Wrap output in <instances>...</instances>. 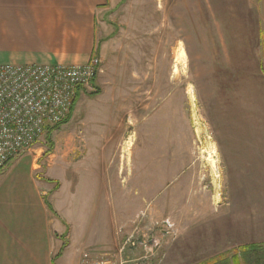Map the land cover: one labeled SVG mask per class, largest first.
Instances as JSON below:
<instances>
[{
	"label": "rangeland",
	"instance_id": "1",
	"mask_svg": "<svg viewBox=\"0 0 264 264\" xmlns=\"http://www.w3.org/2000/svg\"><path fill=\"white\" fill-rule=\"evenodd\" d=\"M175 3L106 0L97 11L91 60L100 68L91 87L78 93L69 121L8 163L37 158L42 172L35 177L53 178L63 168L91 170L92 155L104 158L114 190L86 234V246L101 249L85 251L80 264L97 254L124 264H264V243L231 239L252 225L227 219L234 209L223 207L227 174L219 152L231 129L225 98L240 77L264 68L263 44L249 32L256 0H199L200 40L185 31L183 44L179 27L162 15L174 16ZM79 190L70 195L64 186L60 195L75 234L80 211L81 220L92 219Z\"/></svg>",
	"mask_w": 264,
	"mask_h": 264
},
{
	"label": "crops",
	"instance_id": "2",
	"mask_svg": "<svg viewBox=\"0 0 264 264\" xmlns=\"http://www.w3.org/2000/svg\"><path fill=\"white\" fill-rule=\"evenodd\" d=\"M189 1L191 11L185 6V0H176L174 16L170 15L171 10L162 13L179 27L177 32L181 34L182 44L185 31L193 35L192 42L200 40L199 35L194 36L197 34L194 26L200 27L199 0ZM105 3L106 0H0V65L88 63L95 55L97 11ZM205 24L203 21L202 25ZM249 25L251 40H255L254 44H263L264 62V0H256L253 24L250 21ZM219 26L225 33L231 29L226 21H219ZM246 75L247 79L240 77L233 86L222 109L226 125L231 128L219 143L223 175L227 174L223 207L230 208L232 203L234 210L228 220L252 225L240 228L231 235L232 240L262 244L264 68H256ZM38 161L34 158L29 162L20 157L0 173V264H80L85 251L100 252L101 249L87 247L86 234L104 194L114 190L107 180L104 158L92 155L91 170L77 174L63 168L53 178L40 174L35 177L42 172ZM64 186L70 195L80 188L82 200L88 202L86 208L92 215L91 220H81L84 214L79 212L76 234L71 230L73 224L62 215L60 195Z\"/></svg>",
	"mask_w": 264,
	"mask_h": 264
},
{
	"label": "built area",
	"instance_id": "3",
	"mask_svg": "<svg viewBox=\"0 0 264 264\" xmlns=\"http://www.w3.org/2000/svg\"><path fill=\"white\" fill-rule=\"evenodd\" d=\"M100 61L83 65H0V171L48 129L60 125L79 92L91 87ZM107 256L82 264H124Z\"/></svg>",
	"mask_w": 264,
	"mask_h": 264
},
{
	"label": "trees",
	"instance_id": "4",
	"mask_svg": "<svg viewBox=\"0 0 264 264\" xmlns=\"http://www.w3.org/2000/svg\"><path fill=\"white\" fill-rule=\"evenodd\" d=\"M75 101H76V99H75L74 102H73V106H74ZM73 106L71 107V109H70V111H69V114L66 116V118L63 120V122H62L61 124H64L66 121H69V119L71 118L72 111H73ZM61 124H60V125H61ZM60 125H58V126H60ZM58 126H55V127H58ZM55 127H53V128H55ZM53 128L48 129L47 131L49 132V131H51ZM236 264H237V263H236Z\"/></svg>",
	"mask_w": 264,
	"mask_h": 264
},
{
	"label": "bare ground",
	"instance_id": "5",
	"mask_svg": "<svg viewBox=\"0 0 264 264\" xmlns=\"http://www.w3.org/2000/svg\"><path fill=\"white\" fill-rule=\"evenodd\" d=\"M179 54L181 55V58L184 57V52H182L181 50L179 51Z\"/></svg>",
	"mask_w": 264,
	"mask_h": 264
}]
</instances>
